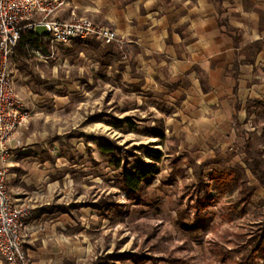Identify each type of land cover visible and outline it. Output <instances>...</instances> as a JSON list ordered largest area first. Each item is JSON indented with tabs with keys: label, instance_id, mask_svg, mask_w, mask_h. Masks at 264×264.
<instances>
[{
	"label": "rangeland",
	"instance_id": "374dc122",
	"mask_svg": "<svg viewBox=\"0 0 264 264\" xmlns=\"http://www.w3.org/2000/svg\"><path fill=\"white\" fill-rule=\"evenodd\" d=\"M118 36L121 45L86 40L50 49L41 41L37 47L46 44L48 56L29 45L21 56L13 52L14 88L29 115L14 141L20 137L34 160L52 166L42 186H52L48 204L28 206L24 248L30 263L138 264L118 260L130 253L157 264H221L210 256L215 244L228 252L229 264L239 262L244 242L264 219V188L248 157L264 168V59L247 65L262 45L240 51L247 66L236 77L242 57L222 55L221 69L197 72L199 88L193 89L188 75L176 82L167 70L160 82L144 81L132 42ZM154 129L163 132L162 142L149 135ZM107 143L127 153H101ZM138 146L147 149L133 150ZM152 164L159 173L151 185L129 197L120 184L122 170ZM231 168L241 170L251 197L236 205L238 191L217 196L210 189L201 195L208 200L198 218L204 228L189 234L199 179L207 182L212 171Z\"/></svg>",
	"mask_w": 264,
	"mask_h": 264
},
{
	"label": "crops",
	"instance_id": "0c3cea01",
	"mask_svg": "<svg viewBox=\"0 0 264 264\" xmlns=\"http://www.w3.org/2000/svg\"><path fill=\"white\" fill-rule=\"evenodd\" d=\"M70 4L76 17L113 28L132 42L136 69L147 75V83L160 82L161 72L167 70L176 82L188 75L195 89L196 73L221 69L222 55L233 52L242 57L236 63L244 66L236 65L234 77L243 72L239 68L260 66L264 59V0H70ZM57 18L69 21V9ZM259 43L262 48L254 53V63L246 65L240 51ZM238 82L239 76L234 89ZM22 140L18 137L8 145L6 185L15 204L35 210L48 204L52 186L48 190L42 186L52 166L34 160V150Z\"/></svg>",
	"mask_w": 264,
	"mask_h": 264
},
{
	"label": "built area",
	"instance_id": "2783aa9c",
	"mask_svg": "<svg viewBox=\"0 0 264 264\" xmlns=\"http://www.w3.org/2000/svg\"><path fill=\"white\" fill-rule=\"evenodd\" d=\"M69 7L70 0H0V260L4 264H31L24 248L28 238L25 221L31 210L26 205L14 203L3 168L8 145L29 118L14 88L10 70L11 58L22 33L43 28L44 34L36 35L50 49L86 40L101 47L122 43L115 30L86 18H76L72 8L69 21L59 20L58 13Z\"/></svg>",
	"mask_w": 264,
	"mask_h": 264
},
{
	"label": "trees",
	"instance_id": "16d2710c",
	"mask_svg": "<svg viewBox=\"0 0 264 264\" xmlns=\"http://www.w3.org/2000/svg\"><path fill=\"white\" fill-rule=\"evenodd\" d=\"M36 31L23 32L20 38V41L14 53L18 56L22 55V51L26 46L35 47L45 56H48V46L44 44L43 50L37 47V44L41 42L37 38ZM81 42V41H75ZM73 42V43H75ZM85 42V41H82ZM152 138L158 139L160 142L163 141L164 135L163 132L154 129L149 134ZM145 148L146 146L134 147L133 150ZM99 150L103 154H112L113 152H120L121 154H126L127 152L120 146L116 144H106L99 146ZM150 150V149H148ZM152 154H159L158 150H150ZM149 157L150 154L148 155ZM251 159V171L256 175L257 181L264 188V168L261 167L260 162L254 159L250 154L248 156ZM156 161V159H155ZM152 164L150 166L136 167L132 170L123 169L120 174V184L128 194L129 197H132L136 194L138 189L141 186H150L155 176L159 173L158 168ZM214 191L217 196L232 195L238 191L239 199L236 202L238 204L246 203L252 195L253 189L248 188L242 181L241 170L236 169H225V170H215L212 171L209 175L208 181L206 182L203 178H200L197 184L195 191V200L192 202L191 208L193 210L194 218L193 221L186 228V231L189 234H197L199 231L204 228V221L198 219L201 214V209L203 203H207L208 200L205 197H202V194H208L209 190ZM207 201V202H206ZM79 207V206H77ZM183 214V212H181ZM258 228L249 235V238L244 242L243 249H246V254L241 256L239 262H234L233 264H257V259L264 262V219L261 223L258 224ZM215 249L211 250L210 256L214 258L215 261L221 264H229L227 262L228 252L222 250L219 245H214ZM118 260L128 261L131 260L138 264H144L148 261H152L153 264H157L155 258L146 257L143 254H130L122 253L117 255ZM164 261L169 263H177V260L165 259Z\"/></svg>",
	"mask_w": 264,
	"mask_h": 264
}]
</instances>
